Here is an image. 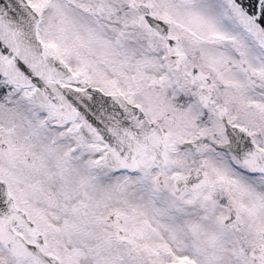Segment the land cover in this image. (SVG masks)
I'll list each match as a JSON object with an SVG mask.
<instances>
[{
    "label": "snow or ice",
    "instance_id": "1",
    "mask_svg": "<svg viewBox=\"0 0 264 264\" xmlns=\"http://www.w3.org/2000/svg\"><path fill=\"white\" fill-rule=\"evenodd\" d=\"M0 264H264V0H0Z\"/></svg>",
    "mask_w": 264,
    "mask_h": 264
}]
</instances>
